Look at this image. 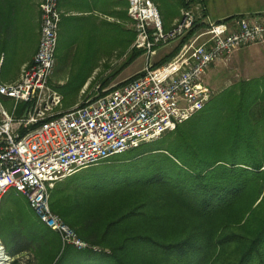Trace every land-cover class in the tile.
<instances>
[{"label":"trees","instance_id":"obj_1","mask_svg":"<svg viewBox=\"0 0 264 264\" xmlns=\"http://www.w3.org/2000/svg\"><path fill=\"white\" fill-rule=\"evenodd\" d=\"M129 34L128 48L135 39ZM139 54L132 51L126 65ZM29 111L20 103L15 118ZM98 167L105 173L92 167L90 176L98 202L50 208L101 253L62 249L56 233L17 211L0 216V230L10 226L13 257L29 253L36 264H264V77L221 91L174 132Z\"/></svg>","mask_w":264,"mask_h":264},{"label":"built area","instance_id":"obj_2","mask_svg":"<svg viewBox=\"0 0 264 264\" xmlns=\"http://www.w3.org/2000/svg\"><path fill=\"white\" fill-rule=\"evenodd\" d=\"M120 1L128 4L134 24L132 48L146 54L145 67L134 79L69 113L54 115L61 98L48 79L56 62L62 13L58 0H41L32 63L22 68L17 82L0 83V98L12 101L13 112L20 103L30 105L28 114L15 120L0 103V206L9 191L22 195L38 221L59 236L62 249L102 251L80 239L51 211L55 183L174 132L209 103L204 78L211 67L228 62L244 48L264 44V16L215 22L205 16L204 0H197L181 9L176 25L164 31L152 0ZM174 42H182L178 52L155 67L152 59L158 48ZM21 130L28 131L22 135Z\"/></svg>","mask_w":264,"mask_h":264},{"label":"crops","instance_id":"obj_3","mask_svg":"<svg viewBox=\"0 0 264 264\" xmlns=\"http://www.w3.org/2000/svg\"><path fill=\"white\" fill-rule=\"evenodd\" d=\"M161 7V1L152 0ZM176 5V13L168 21H162L164 31L171 30L180 19V11L195 3L192 0H185L187 6L181 7L180 0H170ZM41 0H0V83L12 84L19 80L23 67L30 65L36 54L39 34H40V10ZM156 5V4H155ZM156 5V6H157ZM205 16L215 22L231 20L234 18L260 15L264 16V0H204ZM58 8L62 13L60 28L58 30V41L56 48V59L52 74L48 79L50 85L59 86V89L67 87L69 79L78 77L84 79L80 89L73 92L75 95L82 94L83 89L88 85V80L99 70V66L104 62V55H99L92 66L71 65L67 63L72 56H94L99 52L98 47L105 46L110 40V30L112 25H116L124 34L125 52H128V41L131 32H134L132 23L127 15L128 4L120 0H58ZM158 8V11H159ZM160 13V11H159ZM161 16V14H160ZM162 20V17H161ZM72 24L73 43L66 52L64 64H59V38L62 36L63 27ZM132 28H130V27ZM97 43V44H96ZM181 42H174L170 45L158 48L156 59L165 58L172 53ZM131 51V50H130ZM136 51V50H135ZM84 59L83 61H86ZM58 61V62H57ZM88 62V61H87ZM86 62V63H87ZM85 63V64H86ZM156 64V63H155ZM88 69L85 71V69ZM86 73L80 75L79 73ZM105 72V71H103ZM75 101L67 103V108H74ZM1 105H6L9 114L15 118L13 103L6 98H0ZM18 106V105H17ZM4 108V107H3ZM5 109V108H4ZM73 177V176H72ZM71 178V177H69ZM67 178V179H69ZM66 180V179H65ZM56 182L54 189L50 193V202L54 194V202L59 205V183Z\"/></svg>","mask_w":264,"mask_h":264},{"label":"rangeland","instance_id":"obj_4","mask_svg":"<svg viewBox=\"0 0 264 264\" xmlns=\"http://www.w3.org/2000/svg\"><path fill=\"white\" fill-rule=\"evenodd\" d=\"M158 1L159 3L161 1L162 3L160 8L157 3H155L157 8H159L162 21L165 22L170 20L176 13V5L170 0ZM131 23L134 30V24L132 21ZM71 27L72 24L67 23L63 27L62 36L59 38V64L65 63L67 60L66 52L73 43V31ZM124 37V34L121 33L119 28L113 24L110 30V40L106 41L105 46L102 43V46L98 47L96 50L99 52L98 55H75V57L72 56L71 60H68L67 63H70L71 65H74L75 63V65H80L83 68L84 65H86V67L92 66V63L94 60L96 61V58H98L99 55H104V57H106L104 62H102L99 66V70L93 74L91 79L88 80V85L85 89H83L82 94H79L78 96L73 94V92L76 91L77 87L80 89V84L84 79L72 77L69 79L67 87L63 89H59V86L55 87L54 85H50L48 83L49 87L56 91L61 98L59 107H57L53 112L54 115L69 113L76 108V106L86 105L105 96L109 92L106 89L116 88L118 85L137 76L144 69L146 63L145 52L139 51L135 48H129L128 52H125ZM135 39L132 43V47ZM135 50L139 51L140 54L132 62H130V64L126 65L128 57L131 55L132 51ZM56 59H58V55L56 56ZM84 59L87 60L83 61ZM161 60L156 59L155 62L153 61V64L158 63ZM84 69L85 71L88 70L86 68ZM79 74L83 75L86 73L81 72ZM260 77H264V44L244 48L236 52L228 62H221L211 67L206 73L204 82L209 88L211 93L210 97L212 98L221 91L238 82ZM63 95L65 97H63ZM76 97H78L76 101L77 105L72 109L67 108V103L75 101ZM3 107L9 113L8 107L6 105H3ZM23 118H15V120H21ZM14 128L17 127L14 126ZM34 129H36V126L28 128L29 131H33ZM96 166H93V168H98L96 171L97 174L105 173L103 168L100 169L98 165ZM93 168L90 167V169L80 171L77 175L59 183V202H98V200L94 198L93 193L95 191L92 189V182L90 179L94 170ZM52 202H54V194H52L50 203ZM17 211H21L30 220L37 221V217L29 207L27 200L22 195L17 194L14 190H11L3 198L2 206L0 208V216H2V219H6L9 215ZM9 228L10 226L8 224H2L0 230V237L3 241L4 251L10 258L9 264H36V261L33 260V257L29 253H23L16 257L11 255L13 240Z\"/></svg>","mask_w":264,"mask_h":264},{"label":"bare ground","instance_id":"obj_5","mask_svg":"<svg viewBox=\"0 0 264 264\" xmlns=\"http://www.w3.org/2000/svg\"><path fill=\"white\" fill-rule=\"evenodd\" d=\"M6 261H7V257L0 252V264H7Z\"/></svg>","mask_w":264,"mask_h":264},{"label":"water","instance_id":"obj_6","mask_svg":"<svg viewBox=\"0 0 264 264\" xmlns=\"http://www.w3.org/2000/svg\"><path fill=\"white\" fill-rule=\"evenodd\" d=\"M0 246H1V243H0ZM0 252L3 254V255H5V251H4V249L1 247L0 248Z\"/></svg>","mask_w":264,"mask_h":264}]
</instances>
